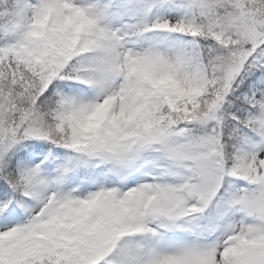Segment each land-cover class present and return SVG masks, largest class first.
I'll list each match as a JSON object with an SVG mask.
<instances>
[{
    "label": "snow or ice",
    "instance_id": "obj_1",
    "mask_svg": "<svg viewBox=\"0 0 264 264\" xmlns=\"http://www.w3.org/2000/svg\"><path fill=\"white\" fill-rule=\"evenodd\" d=\"M0 264H264V0H0Z\"/></svg>",
    "mask_w": 264,
    "mask_h": 264
}]
</instances>
